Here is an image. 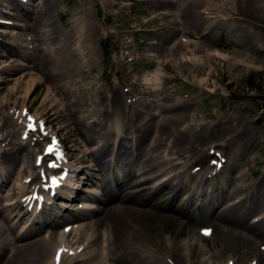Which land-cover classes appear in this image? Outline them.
<instances>
[{
	"label": "bare ground",
	"instance_id": "bare-ground-1",
	"mask_svg": "<svg viewBox=\"0 0 264 264\" xmlns=\"http://www.w3.org/2000/svg\"><path fill=\"white\" fill-rule=\"evenodd\" d=\"M161 2L164 4L162 6L168 3L167 0ZM13 3L17 6L20 5L17 0L16 2L0 0V13L8 12L10 14V7ZM57 3V0H40V3L36 0H28V3H21L23 6L20 5V8L22 9L17 13L15 20L7 21L4 31L8 33L10 27L14 26L12 32L18 30L14 33L29 29L34 30L37 33L36 36L39 37L41 33L39 29L44 25L45 19H50L54 14L59 19L64 16L58 11ZM27 4L29 7H25ZM204 4H206V0H199L197 4H191L183 11V16L180 17L183 18L181 19L183 27L201 31L204 29L203 25H206L210 19L215 20L212 26L214 27L219 24L222 18L230 23L234 30L242 28L243 24L247 30L252 29V32L247 34L251 40L255 38L264 41V0H221L220 11L212 9L206 11L207 9L202 8ZM2 7L10 8V10L6 11ZM28 11L33 13V17L26 16ZM88 15L89 12H86V17L73 19L71 29L74 32L68 31V34L62 39H60L61 34L58 31L57 35L53 36L54 42L43 41L44 48L34 49L27 44L29 40L24 38L23 42L26 44L19 52H15L18 56L28 60L25 65H22L24 68L37 69L36 72H41L46 80L53 83L54 88L52 89L55 94L59 90L63 91L64 98L70 102V112L67 118L70 123L63 129L67 131L73 127V130L88 142L92 144L97 140L100 142L95 153L85 152L84 156H79L70 150L68 153L69 162L65 163L72 170L69 171L71 174L74 172L73 166L77 167L75 174V178H77L75 181H77L73 183L71 193L67 197H71L72 200L80 199L74 205L80 211L68 213L69 215L65 218H63L65 212L52 213L49 211L40 215L30 214L28 217V220L31 221L29 227L34 229L35 233H42L45 228H57L62 223L65 225H62L61 229L69 228V231L58 234L54 232L53 237L56 235L58 238L55 244L46 238L22 242V238L27 237V233H15V230L24 223L28 213L17 215L18 217L14 220L16 215H10L8 209L12 204H6L4 207L8 206L5 209L8 212L0 215V222L6 225L5 231L12 238L9 239L0 227V264H82L88 262H91L90 264H190L192 260L193 264L198 262L199 264H210L209 260L198 261L195 258V255L202 251L193 242H185L187 237L185 238L184 235L188 224L196 217L195 212L189 209L195 192L199 193V190L202 193L200 196H204L206 184L212 181V177H206L207 170L203 174L187 173V171L189 172L195 164L204 161L206 152L203 154L204 151L199 147L222 141L219 143L227 148L225 150H229L231 154H237L244 150L246 137L236 135V132L239 131L237 126L232 127L228 133L224 128H214L213 132L206 128V134L202 135L200 129L193 124L184 125L183 123L189 117L187 105L175 103L168 105L166 100L160 103L161 98L158 94L163 85L160 84L162 74L158 71L161 72L167 68L170 62L178 68L180 66L189 67L190 70L184 67L190 74L189 78L190 76L196 78V73L204 75L209 71L205 77L196 81L199 85L202 84L200 93H204L203 91H207L204 86L208 85L207 80L212 75V56L231 64L232 70L233 68H244V65L238 60L226 59L218 51L214 50L209 53L211 49L204 42L206 39L204 37H207L208 33H203L205 36L200 35L199 42L196 41L193 44L190 41L191 38L181 35L182 38L177 39L178 41L173 42L169 48L164 49L165 43L172 37L173 32L181 31L178 27L170 28L171 25H168L169 30L166 37H162V41L156 43L155 50H152L158 52L159 55L156 61H151V63L160 69L152 71L151 79H154L156 83H153L154 87L151 88L153 91L151 99L140 103L139 98L132 99L123 88H112L106 92L99 87L95 89L92 96L95 102L92 110L88 106L86 111H81L82 106L86 104L84 94L81 92L83 89L78 91L75 88L76 86L80 88L77 78L96 66L98 54L94 42L101 40V28L96 23L88 21ZM25 16L32 20L30 24L26 22ZM0 21L2 20L0 19ZM62 25L67 27L69 23L63 22ZM17 36V39H20L18 34ZM37 40L35 37L34 44ZM123 44L119 49L127 57L131 54L126 52L128 47ZM234 46L239 48L237 44ZM7 47L11 46L3 47L4 51H8ZM158 48L159 50H157ZM12 51L14 50L12 49ZM27 51L34 52V55L30 57V53ZM233 53L237 57L241 56L239 51ZM184 56L190 57L185 58ZM0 57H2L1 53ZM16 71L17 68L14 72ZM33 83L34 80L27 81L22 89L23 96L19 97L22 106L19 112L10 110L4 113L3 106H8L9 102L6 97L0 99L2 102L0 103V168L3 166L0 189L7 188L14 166L19 165L18 159L24 158L19 174L27 169L41 168L42 165V161L37 165L33 164V151L28 149L27 145L32 135L28 133L25 142L20 137L22 129H26L29 124L34 126V116L24 122V116L31 108L30 105L26 106V99L32 91ZM119 86L122 87L121 84ZM107 93L109 94L107 95ZM212 93L217 94L215 91ZM101 98L102 101H100ZM151 103L158 107L160 119L156 123H153L152 120L157 115L152 113L153 117L149 116L148 109L151 107ZM106 119L109 122L112 120L110 124H106ZM152 129L156 131V136L149 147L144 149L146 138ZM20 130L22 132H19ZM112 136L117 137L116 141L109 140ZM219 143L214 145L222 147ZM110 144L113 146L111 152H115V155L104 161L102 157L107 154L106 150ZM163 144H167L168 152L160 150ZM43 155L44 159L52 157L47 153ZM86 155H91L93 158L94 166L90 170L94 169L98 174L99 180L97 178L96 180L101 182L102 190L98 191L97 187L90 185L84 190L88 194L82 197L78 185L95 176L89 172V167L86 164L89 157ZM174 161L176 163H172ZM178 168L181 170L178 171ZM213 171L214 169L211 173ZM140 175H146V177L137 182ZM160 176H163L160 180L161 183L151 193H146L151 190V187L135 190V187L146 185ZM35 178L30 180L29 185ZM191 179L196 182L194 188L188 187ZM165 186L176 187L167 210L153 201L154 192H159ZM184 189L189 190L187 197L180 206H176L173 202L183 194ZM248 189L251 191L249 192ZM238 190L246 193L238 206L237 202L224 204L225 197L221 196L220 188H217V193L211 192L209 195L207 211L208 223L211 228L209 238L217 245L222 246L223 249L218 256L213 257L216 262H220L223 255L232 252L239 258L235 260L230 255L221 264H240L243 257L254 254L255 258L252 262L264 264V253L262 252L264 248L261 249L259 246L254 249V244L251 241V237L254 235L264 244L262 235L264 220L262 219L258 224L244 225L243 223L246 216L264 206V180H260L253 187H240ZM78 203L85 205L78 207ZM60 206L69 205L60 202ZM163 210L168 213L162 215ZM163 218L171 222L175 228L170 229L169 232L159 230L156 226ZM101 237L107 240L105 255L100 251L102 247H100L99 238ZM201 239L206 241L205 238ZM40 241L45 242L40 243ZM94 249H97L95 254L92 251ZM77 250L80 251L79 254ZM72 253H74V257L69 256ZM49 254L51 256L48 261Z\"/></svg>",
	"mask_w": 264,
	"mask_h": 264
},
{
	"label": "rangeland",
	"instance_id": "rangeland-1",
	"mask_svg": "<svg viewBox=\"0 0 264 264\" xmlns=\"http://www.w3.org/2000/svg\"><path fill=\"white\" fill-rule=\"evenodd\" d=\"M16 2L15 0H13ZM28 3V0H22ZM40 3V0H36ZM57 9L64 14L60 19L57 15H53L50 19H45L42 26H40V36H36L34 30L25 29L23 32H17L14 26L10 27V31L6 33L4 31V25H0V99L6 97L9 102L8 106H3L2 111L8 112L10 110L19 111L22 106V101L19 98L23 96V88L27 81L34 80V85L32 91L26 99V106L30 105V111L37 118L36 124L39 121H47V127L42 130V133H34L32 139L30 138L28 142V149L33 151L35 158L33 159L35 163L36 159L40 158V155L46 146L50 142V134L59 132L58 138L62 140L63 146L66 149V153L70 150L77 153L79 156H84L85 152H94L100 145L98 140L93 144L84 139L78 132L69 128L67 131L63 129L65 125L67 126L70 121L67 119L70 112L68 99L63 96V91L59 90L56 94L52 88H54L53 83L50 80H46L41 72H36L37 69H31L28 67H23L28 61L23 57L18 56L15 52L23 47L26 42H23L24 38L29 40L27 43L34 49L44 48L45 45L43 41L54 42V38L57 32H60V39L68 34V31L74 32L71 28L72 20L79 17H86V12H89L88 21L96 23L100 28L101 40H96L95 48L98 54V59L96 66L91 68V70L86 71L84 75H81L77 80L80 83V88L76 86L78 91L84 94L85 104L82 106L81 111H86L87 107L90 106L92 110L95 104L92 96L95 89L101 88L104 91L109 89H122L128 93L132 99L139 98L140 103L151 99L152 92L151 88L154 87L156 81L151 79L152 71L160 69L157 66H153L151 61H156L159 53L154 52L156 43L161 42L162 37H166L167 31L170 28L178 27L177 32H173L172 37L165 43L164 49L169 48L173 42L178 41L177 39L182 38L181 35L191 38V43H197L201 39L200 35L203 33H208V36L204 38L205 43L212 53L218 51L224 55L226 59L233 61L238 60L243 63L244 68H233L231 69V64L213 57L211 63L212 75L207 80V86L204 88L207 91L200 93L201 85L198 82L201 77H205L209 71L204 75H197L196 78L190 76L188 77L187 66L175 67L174 63H169V66L158 71L161 75V86L163 88L159 91V98L163 103L165 100L167 104L175 103L177 105L185 104L187 105L188 120L183 123L184 125L193 124L200 129V133L206 134L205 130H214V128H224L226 133L230 132L232 127H238L236 135H244L246 137L244 142V150L237 152V154H231L229 150L224 145L222 141H217L222 147H216L214 144L208 143L204 147H199L202 149L206 156H204V161L200 164H195L192 169L187 173H205L206 177H212V181L206 184L204 196H200L199 193L195 192L194 198L189 206V209L194 211L196 217L190 221L185 232V238L188 243L193 242L196 247L198 246L202 251L200 254L195 255L198 261L209 260L210 264H221L224 259L230 255L234 257L235 260L239 258L238 255H234L232 252L223 255L220 262H216L215 258L222 252V246L217 245L211 241L208 237L206 241L202 240L204 238L201 236V232L206 230L208 232L209 218H208V201L211 192L217 193V188H220L221 196L224 198V204L228 202H237V206L240 200L246 196V193L238 190L240 187L248 188L260 180H264V41L262 40H251L248 37V33L252 32V29L247 30L245 25L242 28L233 29L230 23L224 21L222 18L217 26H213L215 20L210 19L206 25H203L201 31H194L190 28L183 27V20L180 18L183 16V11L187 9L191 4H197L199 0H167L168 3L165 6L161 1L165 0H57ZM221 0H206V4L203 5V9H212L213 11H220ZM20 5H22L20 3ZM20 5L17 6L15 3L12 4L10 14L3 15L0 13L4 19L15 20L17 13H19ZM23 6V5H22ZM39 6V5H37ZM25 7H29L27 4ZM2 9H6L2 7ZM201 9V8H200ZM26 16L33 17L31 11L27 12ZM26 22L30 24L32 20L27 19ZM69 23V25L63 26L62 23ZM177 23V24H176ZM209 29V30H208ZM249 31V32H248ZM17 34L20 39H17ZM37 37V42L34 44V39ZM199 39V40H198ZM124 43L127 53L131 55L126 57L125 53H122L119 49L121 44ZM234 44L239 45L238 49L235 48ZM7 47L8 51H4L3 47ZM12 49L14 51H12ZM159 50V48L157 49ZM241 52V56L237 57L233 52ZM29 52V51H27ZM30 57L34 55V52H29ZM29 55V54H28ZM189 58L190 56H184ZM159 66V65H158ZM186 67V69L184 68ZM15 68L17 71L14 72ZM187 69V70H188ZM15 73V74H14ZM154 75V74H153ZM199 76V77H198ZM76 79L75 76H73ZM122 85L119 86V85ZM152 85V86H151ZM132 89V90H130ZM215 91L217 94L212 93ZM109 93H107L108 95ZM157 95V94H156ZM157 95V96H158ZM150 97V98H149ZM157 98V97H156ZM103 99L101 98L100 101ZM45 101V102H44ZM2 103V102H0ZM44 103V104H43ZM67 106V107H66ZM138 106V105H137ZM158 107H155L151 103V107L148 109L150 111L149 116L152 113L155 118H153V123L159 121ZM153 117V116H152ZM113 120V118H112ZM110 120V122L112 121ZM110 124L108 119L105 120ZM23 130V129H22ZM246 130V131H245ZM21 132V130L19 131ZM156 136V131L152 129L150 135L147 136L146 142L144 144V149L148 148L151 142ZM235 136V134H234ZM21 137V136H20ZM117 137L112 136L109 140L116 141ZM35 140V141H31ZM172 140V139H171ZM166 141V140H163ZM209 148V149H208ZM113 146L110 144L107 154L103 155V160L106 161L109 158H113L115 152H111ZM160 150L163 152H168V146L162 145ZM224 150V152H223ZM147 152V150H145ZM216 152L217 156L211 154V152ZM24 153V152H22ZM89 157V161L86 164L90 168L94 166L93 158L91 155H86ZM24 158L18 159V164L14 166V170L9 178L8 185L6 189H0V215L6 213V204L10 205L8 207L10 215H16L14 220H16L17 215L24 214V210L21 209L16 201L21 200V196L26 191H31L32 187L40 181V175L45 173H40L39 169H30L19 174L21 163ZM216 164H222L223 168L212 176L211 172L213 168L210 166V162L215 161ZM219 160V161H218ZM139 162V160H137ZM176 163V161L172 162ZM45 166V163H44ZM3 167V166H2ZM0 168V185H1V174L2 169ZM196 168H198L196 170ZM88 169V168H85ZM178 171L181 169L178 168ZM89 172L95 175L85 180V183L79 185V189L85 190V188L90 187V185L97 186L102 189L101 182H97L98 174L93 170ZM36 174L37 178L35 183L27 188V179L30 176ZM230 174V175H229ZM233 174V175H232ZM102 176V175H101ZM108 175L106 176L107 179ZM146 175H140L137 182L144 179ZM97 178V180H96ZM163 176L153 179L146 185H140L135 187V190L148 189L151 187L148 193H151L155 188L161 183ZM96 184H94V183ZM194 179L189 180L188 187H195ZM6 184V183H5ZM4 185V184H3ZM187 188V187H186ZM222 188V189H221ZM176 187L168 186L163 187L162 190L155 191L154 202L158 203L164 209L169 206V203L173 199ZM249 190V189H248ZM189 190L184 189L183 194L176 198L173 202L176 206H180L181 203L186 199ZM251 190H249L250 192ZM202 194V193H201ZM85 196L86 194H82ZM15 204V205H14ZM75 204V203H74ZM74 204L71 205L72 208ZM14 205V207H13ZM13 207V208H12ZM79 207V206H78ZM55 212H61L60 209L53 208ZM75 210L80 211L79 208ZM74 210V211H75ZM167 210V209H166ZM163 210L162 215L168 212ZM66 211V210H65ZM68 211V210H67ZM70 211V210H69ZM8 212V211H7ZM70 214V213H69ZM67 212L64 213V217L69 215ZM29 214L26 216L24 223L20 224L15 233H27V237L22 238V242H27L33 239H44L50 240L55 244L58 241L57 236L53 237L54 232L57 234L59 232H65V228L61 229L62 223L59 227L45 228L42 233H35L34 229L30 228L29 225L31 221L28 220ZM264 206L261 209H256L253 213L246 216L243 223L244 225L258 224V222L264 220ZM13 220V221H14ZM62 221V220H60ZM181 221V220H179ZM66 223V222H65ZM235 225H239L234 223ZM242 224V223H240ZM69 225V224H68ZM67 225V226H68ZM0 227L6 236L11 239L12 236L6 232V225L0 222ZM158 229L169 232L170 229L175 228L171 222L167 220H159L157 223ZM29 229V230H28ZM262 235L264 236V228L262 230ZM257 236L252 235L251 241L254 244V249L261 247L263 249L264 244L260 239H256ZM102 249L100 250L103 255H105L106 239L101 237ZM45 242V241H44ZM40 241V243H44ZM206 245V246H205ZM97 250V249H96ZM95 249L92 250L93 254L97 252ZM264 253V250L262 251ZM48 257V261L50 258ZM214 256V257H213ZM255 255H249L243 257L240 264H251ZM98 261V260H97ZM47 262V260H46ZM94 262V261H93ZM104 263L103 261H101ZM214 262V263H212ZM82 263V264H90ZM46 264V263H45ZM74 264V263H70ZM189 264V263H188ZM193 264V260L190 262ZM199 264V262L197 263ZM258 264V263H257Z\"/></svg>",
	"mask_w": 264,
	"mask_h": 264
},
{
	"label": "snow or ice",
	"instance_id": "snow-or-ice-1",
	"mask_svg": "<svg viewBox=\"0 0 264 264\" xmlns=\"http://www.w3.org/2000/svg\"><path fill=\"white\" fill-rule=\"evenodd\" d=\"M29 127L31 128V124L29 125ZM50 166H52V165H50ZM53 183H55V181H53Z\"/></svg>",
	"mask_w": 264,
	"mask_h": 264
}]
</instances>
